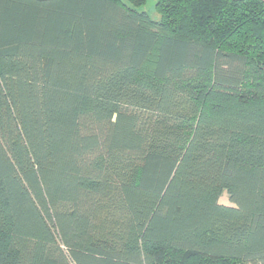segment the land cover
I'll return each instance as SVG.
<instances>
[{
  "label": "trees",
  "instance_id": "trees-1",
  "mask_svg": "<svg viewBox=\"0 0 264 264\" xmlns=\"http://www.w3.org/2000/svg\"><path fill=\"white\" fill-rule=\"evenodd\" d=\"M146 3L0 0V264H264V0Z\"/></svg>",
  "mask_w": 264,
  "mask_h": 264
},
{
  "label": "rangeland",
  "instance_id": "rangeland-1",
  "mask_svg": "<svg viewBox=\"0 0 264 264\" xmlns=\"http://www.w3.org/2000/svg\"><path fill=\"white\" fill-rule=\"evenodd\" d=\"M141 10L148 12L152 19L154 20L159 19V15L157 14L155 10V0H147L146 5L142 7ZM220 203L224 205H231L228 199V195L226 193L223 195V197H221Z\"/></svg>",
  "mask_w": 264,
  "mask_h": 264
}]
</instances>
